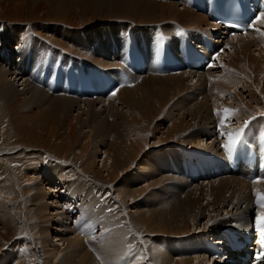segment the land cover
<instances>
[{"label": "bare ground", "instance_id": "1", "mask_svg": "<svg viewBox=\"0 0 264 264\" xmlns=\"http://www.w3.org/2000/svg\"><path fill=\"white\" fill-rule=\"evenodd\" d=\"M58 2V0H0V253L5 247V244H7L6 241L15 236V232H17V229L20 228L19 224L25 225L27 223V225H29V219L32 218L30 215L37 213L42 214V212L46 210H49L52 213L51 216L56 215L53 220L60 222L58 225H53L57 226L54 228L56 232L63 230L70 233V235H74V233H76V229L70 224L71 222L68 224L63 223V219H65L64 217H68L69 220L72 221L70 212L68 211V207H71L72 205L71 202H68L71 198L70 194L68 195V192L72 189L75 190V183L68 180V182H57L47 174L44 178L45 181L43 182L42 177L45 174L43 169L47 166L56 168L77 166L75 172H78V174H72L71 172L70 174H72L75 179L77 178L78 182L82 181L84 177H87L88 179H91L92 177L94 178L93 180L101 177L98 175L99 173L96 175L94 172L92 173L91 166H94L92 163L98 162L101 156L104 157L105 152L98 149L93 153L89 151V148L93 144H91V138H93L95 134H98L99 136V134L103 133L107 127L105 120L108 118L104 115L108 116L109 113L106 112V107L111 101L114 102V100H119L118 104L122 105L123 111L121 112L119 110L121 113H117L115 110L116 118H122V122L125 123L127 121L126 115L129 114L133 124H136L140 130L145 129V131L136 133V137H134L131 142H127L126 146L114 145L116 158H119V160L115 159L110 165L109 170L111 175L120 171H125L128 166L134 164L136 160L134 150H136V147L133 142H135V139H137L138 143L148 142L147 136L143 137L144 135L140 134L149 131V129L146 130V124L144 121L142 122L139 118L142 116L145 120L147 118L146 114L136 115L137 106L140 104H135L137 100L134 101L135 97L128 95V92H126L125 89L122 91L119 90L118 92L120 93L114 98L102 100L88 99L83 101L63 96L52 97L46 91L31 84L29 74L26 72L27 64L30 61H28L26 57L27 52L24 53L26 50L23 52L22 46L24 45L27 49H29L28 47L31 45L30 49L32 55L30 60L33 67L32 71L33 69L34 71L37 70L35 68L38 64H40V62L43 66H45L44 54L46 53H44V49L47 46L53 47L55 51H63L67 54L84 58L86 61L89 60L92 63L99 65V67L110 69L112 62L114 61H111L108 57V54L111 53V40L108 36L118 41L119 32L129 30L128 27H130V25L123 23L122 25H119L118 27L115 26L111 29H105L102 27L94 30L82 29V27H87V25L94 21L93 16L98 12H101L102 15H104L97 22L98 25H107L110 18L107 17L106 14L107 12H110L112 14L118 13V15H120L119 20L121 21L127 20V22H132L135 29L140 26V28L149 27V29L159 27L165 33L173 34L175 27L172 24L178 23L186 30L190 31L194 38H196L197 32L201 31L212 36L217 33L218 29L215 24L209 21L207 16L186 8V6L179 1H173L168 4H160L153 0H76L75 2L74 0H65L62 3ZM83 9H85L86 12ZM259 26V31L256 34L229 38L228 40L224 38L225 40H223V42L227 41L228 50L218 60L216 69H211L202 73L190 72L179 74L183 75L182 77L185 76L191 80L195 79V81L198 82L202 80L203 76L206 75L208 77L207 74L214 71L217 75H212L211 77L213 88L216 89V92L218 91L217 93H219L220 89L223 91V97H221V99H224V97L227 98V103L223 102L224 100H221V103H217V105H215L216 107H213L216 109L219 106L217 108L218 110H216L217 118L220 122L219 125H216L215 122H211V124L208 119H204L200 122L204 123L205 126V130L202 133V139L208 138L210 140V143L206 144L205 147H202L203 141L195 140L193 142V144L201 150H206L219 155L221 146L228 145L230 143V135L234 136L236 132L240 131L244 122L248 119H254L257 121L255 123L257 127L264 125V119H261V122L258 121V119H255L259 117L264 118V49L262 47L264 45V19L260 20ZM134 27H131V29ZM138 31L141 32V30ZM142 31V34L144 35H148L149 33L148 28L147 30ZM29 34H34L36 38L32 39V36ZM27 35H29L28 39L31 40V44L28 42L29 40L26 41ZM82 36H84V38ZM100 40H105L108 43L105 44L106 47L101 45L102 47L99 48L97 41ZM220 42L221 41L219 40L216 41V43ZM106 48H108V51L107 54H104ZM2 52H4V54H2ZM105 55L107 57H105ZM57 56H59V54H57ZM48 58H50V56ZM177 77L178 75L175 77H163L166 79L164 82L167 81L168 85H165L166 83L164 84L163 82L164 86L161 89L162 93H160L162 98L160 97V102H157V105H160L161 108L166 107L167 103H169L168 98L165 100L163 99L164 92H169L168 87L171 86L173 88L172 90L175 89L176 92H179L180 88H182L181 86L180 88L179 86H176L175 88V84L172 86L171 83H168V81H172L169 79L174 80ZM215 89L211 91L214 92ZM216 92H214V94ZM215 95L212 97L214 98ZM219 95L217 96L219 97ZM150 102H153L152 98H149V104ZM252 102L257 104V108L253 107V104H251ZM41 105H46L47 108L50 109V112L43 115L44 112L42 114L41 111L36 112L33 109V107L40 108ZM220 108H222V110H220ZM231 110L235 111V113L231 112ZM99 111L102 113L98 114ZM94 115L97 116L98 119H104L101 123L102 126H99L96 129L92 127V125L85 122L88 116L93 118ZM81 119L84 121L83 124L80 122ZM231 122H235V126L232 129H230ZM84 127L89 130L85 129L82 131L81 128ZM222 134L224 139L221 137L222 139L220 140L219 137ZM142 150L143 149H141V152ZM88 153L90 156L87 158ZM122 156L125 158V162L120 160ZM33 158L36 160H32ZM171 158L173 159L172 155H170L168 160L165 161L168 166L170 163L172 164V161H170ZM91 160L93 161L92 163L90 162ZM165 162L163 161L162 164V159H160L159 161L147 163H149L150 167L158 169L160 166L165 165ZM176 166H178V164H176ZM165 167L163 166L162 168L165 169ZM90 171L91 173H89ZM146 171H149V169L147 168ZM175 173L177 175H181V172L177 170ZM163 176H166L165 173ZM245 176V172L241 170L236 174H230L218 179L201 181L202 184L200 187L203 188H208L209 186L219 182H230L234 179V177H238V180H241L239 182L242 184V188L239 190L240 197H235L236 201H234L233 210L230 206V202L232 201L231 199H224V201L220 200L222 198L214 199L216 200L213 201L214 205L218 208L220 207L221 211L227 214V218L229 220L221 221L218 228L214 227L213 232L210 233V235H213V239H216L215 237L220 235L221 232L222 234L226 233L224 228H228L230 226H232L230 230H236L237 232H242L244 234H249L251 232L249 227L252 224L253 212L257 210V207H255L253 203L254 198L252 199L248 195V191H245V188L249 186L258 188L256 193H263L261 196L263 197L262 200L264 202V183H252L247 180ZM66 179H71V176H66ZM187 179L189 181V178ZM95 182L99 183L97 180H95ZM189 182L193 184L198 183L195 181ZM108 183L111 184L112 182ZM39 184H41L43 190L46 192L43 193L41 189L42 193L40 191L39 193L36 192ZM180 185L182 184L180 183ZM200 190L204 189L201 188ZM249 192H251V189ZM195 196L198 197L196 198ZM200 196L201 194H198L197 192L193 198L187 199V202L172 204L171 207L173 208V211L165 213L162 212V214L158 213V215L155 216H153L154 214L152 213L143 211V209L138 211V213L135 212V209L132 210L133 212L128 213V215L134 221H132V224H134V230L132 228L133 232L141 236H144L145 234L158 235L163 233L183 237L181 233L176 234L173 232L175 230L162 226L163 216L165 215V220L168 217H178V214L181 217L183 216L184 223L179 229L183 230L186 235V233L190 232L189 229L192 228V225H199L197 224V215L199 209L203 207L200 205V201L201 199L203 201L205 199ZM63 197H69V199H63ZM161 197L163 198V194L160 195V198H158L161 199ZM227 197H229V195ZM210 199L211 198H209V200ZM225 201H227L226 204ZM260 203L262 204V202ZM78 206L79 205H75V208L72 207L71 210L77 211L76 209H78ZM123 206L125 205L121 204L120 209H122L121 207ZM225 206H229L231 208L229 212L225 211ZM180 208L182 211L179 210ZM79 209L81 212H84L83 218H86L87 212L85 211L87 209ZM258 209H260V212H256H258L260 216H264V207L261 206ZM214 217L216 218V216ZM187 218H194V221L185 223ZM262 218L264 219V217ZM213 219L214 218L212 217V221ZM86 221L87 220H85V222ZM233 222H236L234 223V225L236 224L235 226L233 225ZM209 223L211 225V222ZM132 224L130 225L132 226ZM212 225L215 226V222L212 223ZM215 229H217V233L215 232ZM108 231L110 232L111 230L108 229ZM109 234L111 235V233ZM195 236L197 237V234ZM261 237L264 238V233ZM58 238V235L53 237V242H59ZM177 239L180 241L182 238L177 237ZM201 239L202 238L200 236L196 239L194 238L192 242L190 241L194 247L190 249L185 247L186 249L184 248V251L182 249L179 250V253L176 252L175 257H168V259L162 255V257L156 255L161 260V262L159 260L157 263L162 264L163 261L165 264H228V261L230 260H227L226 258L213 260V263H211L212 260L209 258V251L205 249L204 245L207 238L203 240ZM189 240L191 239H188L187 242ZM150 241L152 242V240ZM97 243H101V240ZM215 243L222 244L223 240L217 238ZM153 245L156 244L154 243ZM160 251L163 252V250ZM25 252L26 251H24V253ZM155 254H157V252ZM135 257L136 256L133 257V260H135ZM140 258L142 257L140 256ZM234 259H237V257L234 256ZM25 261H27V259ZM10 262L13 264L17 263L13 261L9 255L3 257V255L1 256L0 254V264H9ZM19 264L28 263L21 262ZM80 264H86V259H81Z\"/></svg>", "mask_w": 264, "mask_h": 264}, {"label": "rangeland", "instance_id": "2", "mask_svg": "<svg viewBox=\"0 0 264 264\" xmlns=\"http://www.w3.org/2000/svg\"><path fill=\"white\" fill-rule=\"evenodd\" d=\"M58 1H59L58 3H62L65 0H58ZM75 1L76 0H74V2ZM153 1H156L157 3H160V4H168V3L158 2L157 0H153ZM83 10L86 12L85 9ZM103 16L104 15H102L101 12L96 13L93 16L94 21L91 24L87 25V27L85 26L82 27V29H93L94 30L100 27L105 28V29H111V28H114L115 26L118 27L119 25H122L123 23H127L128 25H130V27H128L129 29H131V27H134V24L132 22H127V20H122V21L119 20L120 15H118V13L112 14L110 12H107L106 16L109 17L111 21L109 20L107 25H100V24L98 25L97 22ZM140 27L137 29L141 30V32H143L142 30H147V28H148V31L151 30L149 29V27H142V28ZM82 37L84 38V36ZM108 38H110L111 40L110 36H108ZM97 43L100 48L102 47L101 45L105 46L107 42L105 40H100V41H97ZM28 48L30 49L31 45H29ZM22 49H23V52L26 50L24 53L27 52L26 57L28 61H30V58H28L29 49H27L26 47ZM107 51H108V48H106V51L104 52V54H107ZM44 53H46L44 54V59H45L44 64L45 66H48L50 65V62H51L49 61L48 57L49 56L54 57L55 59L57 54H59L60 52L59 50L55 51V49L51 46H47L44 49ZM2 54H4V52H2ZM110 56L111 54L109 53L108 57L110 58ZM105 57L107 56L105 55ZM115 65H116V62H112L110 69L114 68ZM42 66H43L42 63L40 62V64H38L37 67L35 68L37 69L35 70V73L37 74V76L40 75V73L43 71V69L41 68ZM207 75L209 79L205 75L203 76L202 80L198 82L195 81V79L191 80L185 76L182 77L183 75H178V77L174 80L169 79L172 81L170 82L168 81V83H171L172 86H174L175 84V88L176 86H179V88L181 86L182 88H180L179 92L178 91L176 92L175 89L172 90L173 88L169 85L170 86L168 87L169 92H164L163 99L165 100L168 98L170 101L168 100L169 103H167V106L163 108H161L160 105H157V102H160V99H159L161 97L160 93H162L161 89L163 88L164 84L166 83L165 85H168L167 81L164 82L166 80L165 78H161V77L156 78V77L149 75V76L142 77L139 84L135 86L134 88L120 89L121 91L125 89V91L128 92V95L135 97L134 101L137 100L135 104L139 103L141 105V106L140 105L137 106L136 115L146 114V117H147L145 120H144V117L142 116L139 117L140 120H142V122L144 121V123L146 124L145 125L146 130L149 129L148 132L146 131V132L140 133L141 135H144L143 137L147 136L148 142L138 143L137 139H135V142H133L136 147V150H134V153L136 156V160L134 164L128 166L127 169H125V171H120L112 175L110 173V170H109L110 165L113 163L115 159L119 160V158H116L114 145L126 146L127 142H131L133 138L136 137L135 136L136 133L140 131H145V129L140 130L138 126H136V124H133L129 114L126 115L127 121L125 123L122 122L123 121L122 118H119V117L116 118L115 110L117 111V113H121L123 111L122 105L118 104L119 100H114V102L111 101L110 104L107 105L106 107V112L109 114L108 116L104 115L106 118H108L107 120H105L107 127L103 133L99 134V136L98 134H95L94 137L91 138V141H92L91 144L92 143L93 144L89 148V151L93 153L97 151L98 149L99 150L101 149L105 152L104 157L101 156L99 158V161L97 160L98 162L92 163L93 161L92 160L90 161L92 165L94 164V166H91L92 173L94 172L95 175L99 173L98 175L101 176L95 179L99 183L95 182V180H93L94 178L92 177L91 179L84 177L82 181L78 182L77 178L75 179L74 176L72 175L73 173L78 174V172H75V170L77 169V166L76 167L69 166V167H62V168L47 166L43 169L45 173V174L43 173L44 176L42 177L43 182L45 181L44 178L47 174V175H50L57 182L73 181L75 183L76 185L75 190L73 189L70 190L68 192V195L70 194L71 197L77 196L79 198L80 203L78 204L79 205L77 209L78 212L80 210L79 208L87 209L85 211L87 212V216L86 218H83V221L85 223V227H82L83 230L81 229L79 233L77 228L74 227V222L72 223V221H70L68 217L67 218L64 217L65 219H63L64 220L63 223L68 224L71 222L70 224L72 225L73 228L76 229L75 230L76 233H74V235L72 234L70 235V233H67L63 230L56 232L54 228H56L57 226H53V225H58L60 223V222H56L55 220H53L55 218L54 216L56 215L51 216L52 213L49 210L42 212V214H38V213L33 214V215H30L32 216V218L33 217L34 218L29 219V225H27V223L25 224L26 226L24 224L23 225L19 224L20 228H18L17 232H15V236L12 239L10 240L8 239L6 241L7 244H5V247L1 251L0 253L1 256L3 255V257H6L9 255L13 259V261L17 262L16 264H19L21 262H25L28 264H80V260L83 258L86 259V264H108V263L109 264H132V263L133 264H158L157 262H159L160 260L159 257H162V256L165 258H168V257L171 258L173 256L175 257L176 252L179 253V250L182 249L184 251L186 248L190 249L194 247V245L191 244V242L193 241L194 238L195 239L198 238V236L202 238L201 240L206 239V238H213V235H210V233L213 232L214 227L218 228V225H220L221 221L229 220L227 218V214L223 213L220 207L219 208L216 207L213 201H216L214 200L215 198L216 199L222 198L220 200H223V201L224 199L226 200L231 199L232 201L230 202V206L233 210L234 201H236L235 197L237 198L240 197L239 190L242 188L241 186L242 184L239 181L241 180H238V177H234L232 181L226 182L227 185L225 182H219V183L209 186L208 188L206 187L203 188V187H200L202 182H198L196 184L189 182L188 179L183 176L182 172L180 173L181 175L179 174L177 175L175 173L176 169H174L172 164L170 163V165L168 166V164H166L165 162L166 160H168L169 156L172 155L173 159L171 158L170 161H172L175 166L176 164H178L179 166V159L181 157V151H180L181 147H186L187 149L201 150L200 148H197L195 144H193L195 140L203 141L202 147H205L206 144L210 143V140L208 138L202 139V133L205 130V126H204V123H200V122L204 119H208L210 123L215 122V118H217L216 110H218L217 108L219 106L216 109L213 107L217 105V103H221V100L222 101L224 100L223 102L227 103L226 102L227 98L224 97V99L223 98L221 99V97H223L222 96L223 91L220 89L219 93H217L218 91L216 92V89L213 88L211 77L212 75L213 76L217 75V73L216 72L214 73L213 71ZM138 80L139 79H136V81ZM214 89H215L214 92L217 93V94L215 93L216 95L214 94L213 91H211ZM119 93L120 92H118L114 97H116ZM213 95H215L216 97L214 96L213 98L212 97ZM217 95H219V97ZM149 98H152L153 100V102H150V104H149ZM251 104H253L254 108H257L256 103L252 102ZM33 109L36 112L41 111L42 114L44 112L43 115H46L47 113L50 112V109L47 108L46 105H41L40 108L33 107ZM213 110H215L216 112L215 115L212 114ZM220 110H222V108H220ZM233 110H231V112L235 113V111ZM100 113L102 112L99 111L98 114ZM102 117H103V114H102ZM102 120L104 119L103 118L98 119V117L94 115L93 118L88 116L85 122L88 123L89 125H92V127L96 129L99 126L100 127L102 126L101 124ZM217 120H218V123L217 124L215 123V124L219 125L220 123L219 119L217 118ZM224 121H227V120H224ZM258 121L261 122V119H258ZM80 122L81 124H83L84 123L83 119H81ZM197 127H199L200 129ZM85 129L89 130L86 127L81 128L82 131ZM222 138L224 139V137ZM222 138L219 137L220 140ZM141 149H143L142 152H141ZM89 153H88L87 158L90 156ZM160 159H162V164H163V161L165 162V165H163L164 167L166 166L165 169L162 168L163 166H160L158 169H154L149 166V163H147V162L159 161ZM32 160H36V159L33 158ZM120 160L123 162L126 161L123 156L121 157ZM147 168L149 169V171H146ZM63 169H64V172H63ZM70 172L72 174H70ZM89 173H91V171ZM164 173L166 176H163ZM66 176H71V179H66ZM229 179H232V178H229ZM108 182H112V183L110 184ZM180 183L182 185H180ZM177 184H179L180 186ZM234 185L235 186L238 185L236 186L238 188H236ZM40 186L41 184H39V187L37 188L36 192L37 193H39V191L41 193L42 191L43 193L46 192L43 190L42 186L41 187ZM201 188L204 190H200ZM250 189H251V192H249ZM253 189L255 190V192L258 191L257 190L258 188H255L253 186H249L245 188V191H248V195L252 199L255 198V196H253L254 195ZM194 190H199V191H194ZM197 192L198 194L199 193L201 194L200 197H204L205 199L204 201L202 199L200 201V205H202L203 207L199 209L198 215H197L198 216L197 224L199 225L198 226L192 225V228L189 229L190 231L189 233H186L185 235L183 230L179 229L184 223L183 216L181 217L178 214V217H168L166 220H165V215L163 216L164 218L162 222L164 224L162 223V226L163 227L166 226L169 229L175 230L173 232H175L176 234L181 233L183 237L176 236V235L174 236V234H163V233L158 234V235L142 234L144 236H141L133 232L134 224L132 223L134 221L128 215V213L133 212L132 210L135 209V212L138 213V211H141L143 209V211L154 214L153 216L158 215V213L162 214V212L163 213L171 212L173 211V208L171 207L172 204L187 202V199L193 198ZM261 193L259 194L263 195V193L262 194ZM162 194H163V198L161 197V199H159L160 195ZM228 195L229 197H227ZM224 196L227 198H225ZM195 197L197 198L198 196H195ZM209 198L211 199L213 198V199L209 200ZM63 199H69V197H63ZM262 199L263 197L259 201L264 203ZM260 202H258L259 204H256L253 199L254 206L257 207L256 208L257 210L253 212V216L255 214L256 216L260 217V214L256 212V211L260 212V209H258L261 207ZM159 203L161 206L159 205ZM226 203L227 201H225V204ZM102 204H103V208H102ZM121 204L125 205L121 207L123 210L120 209ZM136 204H139V205H136ZM97 205H99L101 208L96 209ZM231 208L229 206L228 207L225 206L224 209H226L225 210L226 212H229ZM147 209H149L150 211ZM179 210H181V208ZM82 213L84 214V212ZM124 213L127 215H125ZM214 216H216V218ZM212 217L214 218L213 221H212ZM261 217H264V216H261ZM85 220L87 221L85 222ZM193 221H194V218H187L185 220V223L193 222ZM209 222H211V225ZM214 222H215V226L212 225V223ZM234 223L236 222H233V225ZM251 223L252 224L249 228L253 229V224H254L253 217H252ZM100 224H101L100 233L92 234L89 232L90 229H94V228L98 229V226H100ZM130 224H132V226ZM108 227H111V228H108ZM231 227L232 226L228 228L225 227L226 229L224 228V230H230ZM108 229L111 231L109 232ZM28 231H30L31 233ZM215 232L217 233V229H215ZM54 233H57V234H54ZM109 233H111L112 236ZM195 233L197 234V237L195 236L196 235ZM81 234L89 235V236L92 235V236H90L91 237L90 238L87 236H82ZM56 235L59 236L58 238L59 242H53V237H55ZM177 237L182 238V239L179 241ZM188 239H191V240L187 242ZM100 240H101V243H97L98 241L100 242ZM150 240H152V242ZM86 242L87 243L89 242L90 246H87ZM171 242L173 245L171 244ZM152 243L153 244L155 243L156 245H153ZM178 244H179V247H178ZM163 248H165L167 251ZM23 250L26 252L24 253ZM160 250H163V252H161ZM156 252L157 254H155ZM156 255H158L159 257ZM134 256L137 257V258L135 257V260H133ZM140 256L142 258H140ZM25 257L27 261H25L26 260ZM211 263H213V260L211 261ZM9 264H13V263L10 262ZM162 264H165V262L163 263L162 261Z\"/></svg>", "mask_w": 264, "mask_h": 264}, {"label": "snow or ice", "instance_id": "3", "mask_svg": "<svg viewBox=\"0 0 264 264\" xmlns=\"http://www.w3.org/2000/svg\"><path fill=\"white\" fill-rule=\"evenodd\" d=\"M258 20L264 19V13H261L259 17H257ZM114 94V93H113ZM227 111V110H226ZM243 134V129H241L240 131L236 132L233 135H230L229 139H230V143L228 145H225V147L228 148V151L231 153L234 151L236 144L239 141V138L241 137V135ZM259 202V201H258ZM262 207H264V203L261 204ZM262 243H264V240H262ZM260 258L262 260H264V254H261Z\"/></svg>", "mask_w": 264, "mask_h": 264}]
</instances>
